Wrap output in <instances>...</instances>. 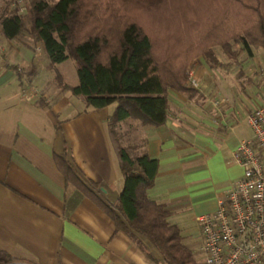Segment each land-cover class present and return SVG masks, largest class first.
Listing matches in <instances>:
<instances>
[{"label": "crops", "instance_id": "0c3cea01", "mask_svg": "<svg viewBox=\"0 0 264 264\" xmlns=\"http://www.w3.org/2000/svg\"><path fill=\"white\" fill-rule=\"evenodd\" d=\"M0 36V250L14 264H164L147 237L117 228L88 194L66 182L55 162L56 155L63 157L100 202L114 204L123 184L107 133L115 104L91 109L82 96L61 87L78 81L71 78L70 58L53 70L41 44L29 35L24 41ZM212 70L201 56L189 62L187 89H167L163 123L142 125L127 118L117 126L121 144L132 155L145 152L157 160L145 192L198 255V263L196 218L213 212L241 175L232 151L251 136L246 116L264 98L243 95L238 82H229L238 94L224 97L226 84L213 86ZM190 74L199 89L189 85ZM258 80L264 89V63L252 72L251 86ZM30 86L35 96L25 100L22 90Z\"/></svg>", "mask_w": 264, "mask_h": 264}, {"label": "trees", "instance_id": "16d2710c", "mask_svg": "<svg viewBox=\"0 0 264 264\" xmlns=\"http://www.w3.org/2000/svg\"><path fill=\"white\" fill-rule=\"evenodd\" d=\"M22 1L25 16L17 0H5L0 7V35L12 39L27 32L41 44L53 70L73 60L78 81L61 87L82 96L91 109L115 104L107 133L123 177L116 202H100L73 166L56 155L66 182L88 194L117 228L147 237L164 264H200L145 192L157 173V160L145 152L132 155L121 144L117 126L127 118L142 125L163 123L167 89H187V65L194 58L218 64L215 46L235 63L237 45L250 57L252 49L264 51V0ZM10 260L0 250V264Z\"/></svg>", "mask_w": 264, "mask_h": 264}, {"label": "built area", "instance_id": "2783aa9c", "mask_svg": "<svg viewBox=\"0 0 264 264\" xmlns=\"http://www.w3.org/2000/svg\"><path fill=\"white\" fill-rule=\"evenodd\" d=\"M17 2L22 12L21 0ZM188 83L200 88L192 74ZM34 96V87L22 90L23 99ZM246 122L251 136L240 139L232 151L241 175L223 193L213 212L196 218L201 235L200 264H264V98L247 114Z\"/></svg>", "mask_w": 264, "mask_h": 264}, {"label": "rangeland", "instance_id": "374dc122", "mask_svg": "<svg viewBox=\"0 0 264 264\" xmlns=\"http://www.w3.org/2000/svg\"><path fill=\"white\" fill-rule=\"evenodd\" d=\"M4 1L5 0H0V7L3 5ZM20 3H21L20 5L23 7L22 12H20V13L23 16H25L26 11H25L24 1L21 0ZM25 35H29V34L27 32H23L18 36V38L21 41H24ZM1 38L2 37L0 36V45L2 44ZM236 50H237V58L236 59H237L238 63L231 61L221 51V48L219 46H215L213 48V51H214V53L218 59V64L211 65L209 63V61H207L205 59V62L207 63V65L209 67H211V69H213L212 75H211L213 77H212V79H210V82L212 81L213 86H215V83L217 84L220 81H223L226 84L225 90L221 92V95H223L224 97H226V96L232 97L234 95V93H235V95L238 94V91L236 92L232 89V87H229V82H230V84H232L233 82H238V83H240V87H241L239 90L240 93H243V95H246V96L248 93H254L257 96V99H260V96H262L264 94V89L259 87L261 85L260 82L263 79L258 80V82H257L258 85L253 84L251 86V83H252V72H255V70H257V68H261V66H263L264 51H262L261 49H252L253 54L250 57L246 52L242 51L239 48V45L236 46ZM64 65H66V64H62V66H64ZM188 65H187V67H188ZM71 67H72V68H70L71 78L76 79L77 78L76 69L74 66H71ZM204 68H207V67H204ZM253 68H254V70H253ZM239 69L242 72L241 74H238ZM66 73L67 74L69 73V69H68V71L65 72V74ZM67 74H66V76H69ZM206 75L208 76L207 72H206ZM255 81L256 80H254V82ZM243 104L244 105L247 104V99H246V101L243 100ZM196 256L198 258V255H196ZM9 264H14L13 260H10Z\"/></svg>", "mask_w": 264, "mask_h": 264}]
</instances>
